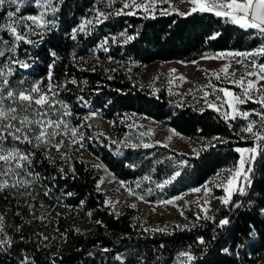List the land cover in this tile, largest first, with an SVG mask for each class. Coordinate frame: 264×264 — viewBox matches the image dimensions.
Returning a JSON list of instances; mask_svg holds the SVG:
<instances>
[{
	"label": "trees",
	"instance_id": "1",
	"mask_svg": "<svg viewBox=\"0 0 264 264\" xmlns=\"http://www.w3.org/2000/svg\"><path fill=\"white\" fill-rule=\"evenodd\" d=\"M105 2L54 0L56 11L46 17L52 23L41 34L29 36L33 43L21 42L13 57L29 67L10 65L14 69L10 84L23 79L25 87L40 82L45 88L51 73L57 99L72 113L64 119L77 127L78 142L72 144L70 134L62 137L59 151L16 143L33 154L27 166L32 175L21 173L30 181L26 189L30 194L21 195L24 188L0 192L4 238L11 241L0 247V264H173L182 252L198 255L193 264H264V157L259 162L257 156L245 195L234 194L225 205L219 199L225 192L216 190L210 219L189 210L185 226L167 230L144 228L130 207L117 213L99 186L102 166L136 197L143 196V202L156 204L202 187L232 167L239 159L235 148L254 146L244 139L245 123L225 122L211 108L173 100L166 88L155 89L153 83L142 81L141 70L157 62L192 63L209 54L254 51L264 45V34L209 12L116 15L122 8L117 1L103 23L86 26L87 34L77 32L72 39L73 30L83 20L93 19ZM32 3L24 0L18 15L36 14ZM15 7L6 4L0 20ZM122 32L134 38L125 42ZM213 34L219 35L209 39ZM0 37L11 43L6 31ZM105 39L108 43L101 47ZM5 60L0 58V64ZM91 109L99 110L112 139L90 124ZM137 119L155 121L206 145L198 154L188 155L155 144L136 129ZM145 143L153 146L145 148ZM11 145L9 139L6 146ZM81 150L101 166L88 164L79 156ZM177 171L180 175L172 179ZM166 180L171 182L159 188ZM225 219L228 223L221 224Z\"/></svg>",
	"mask_w": 264,
	"mask_h": 264
},
{
	"label": "snow or ice",
	"instance_id": "2",
	"mask_svg": "<svg viewBox=\"0 0 264 264\" xmlns=\"http://www.w3.org/2000/svg\"><path fill=\"white\" fill-rule=\"evenodd\" d=\"M106 2L110 5L112 0H106ZM156 2L157 0H148L147 3L137 4L136 0H122V8L117 9L115 14L131 16L135 15L138 9H142L146 13H151L156 10ZM160 2L168 3V0H160ZM182 2L191 3L193 7L186 13L178 12L179 15L209 12L217 17L230 20L232 24L238 25L241 29H252L264 34V0H182ZM23 3L24 0H0V10L6 4L16 6L15 11L9 10L6 12L5 20H0V32L6 31L11 37V43L9 40L0 37V58L6 57L5 62L0 64V192L6 188L16 189L17 191L24 188L25 192H22L21 195H28L30 193H27L26 189L30 186V181L24 179L21 173L26 176L32 175L28 171L27 166L31 165L33 154L22 151L19 147L15 146L16 143L29 144L37 149L51 146L56 151H59L64 145L62 137L70 134L71 143L75 144L78 142V129L77 127H71L69 122L64 119V117L70 116L72 113L65 102L57 99L58 92L56 91V86L51 83V73H49V83L45 88L40 86V82L25 87V80L23 79L12 84L9 82V77L14 71L10 65H19L21 68L29 67L27 63L13 58L16 55L20 43H33L29 39V36L41 34L52 23L46 18L48 13H54L56 11L54 0H33V3L29 6H34L37 9V13L19 16L18 13H20ZM129 8L133 9V11H124V9ZM162 11L168 13L176 10L169 6V8L162 9ZM107 18L108 14L96 9L93 19L83 20L79 27L73 30L72 39H76L77 32L87 34L88 28L86 26L98 25L103 23V20ZM37 30L40 31L38 32ZM119 35L124 38L125 42L134 38L123 32ZM218 35L213 34L209 39H216ZM110 39L115 42L117 37L113 36ZM107 43L108 39H105L101 47H105ZM105 50L107 49L105 48ZM262 55H264V45L255 51H235L220 53L216 57H209L216 59L239 57L241 59L237 60V63L242 64L246 69L239 78H236L235 72L232 73L231 77L228 75L230 65H226L221 70L225 74L223 77L225 80H229L232 84L240 88L241 91L239 93H234L228 88H216L212 86V93H222V95L216 96L218 103L208 101V93H205L204 96L207 106L222 116L225 122L229 120L235 121L237 116L246 120L247 124L241 128V131L248 133L249 136L244 139H250L254 144L253 147L235 148L234 150L239 154V159L232 167L223 169L217 173V177L220 178V183L215 186L222 188L225 192L226 195L219 198L225 205L231 203V197L234 194L245 195V187L251 185L250 176L257 156L264 157V88L257 86L261 80H264V64H256L254 59L249 60L248 63L244 62L249 57L254 58ZM249 64L252 67L251 71H247ZM248 77H255L256 79H248ZM180 79L183 80L184 78L181 77ZM216 79H221L219 74L216 75ZM71 82L75 83L74 80ZM169 83H171V80ZM249 101L261 106L262 111L255 113V115L259 116V121L249 120V116L253 115V113L239 109V105L246 104ZM226 107L231 111L225 110ZM84 119L87 120L88 117ZM257 123H259L260 127L254 131L253 129ZM229 126L231 127V125ZM57 137H61V139L57 140ZM9 139L12 145L6 146ZM82 139L83 134L79 137L80 141ZM213 139L220 140L221 138L214 137ZM143 146L148 148L153 145L145 143ZM225 172H227V176H224ZM179 175L180 172L177 171L172 179H175ZM170 182V180H166L164 183L159 184L158 187L163 189L165 184ZM100 183H103V181H100ZM120 183L121 187H123L125 182L121 181ZM128 191L130 195H136L131 189H128ZM192 191L195 193L203 191L205 196H207L211 192V189L207 185H204L203 188H195ZM138 198L140 200L144 199L143 196H138ZM181 199H183L182 196H176L174 199L164 200L160 203L161 205L176 206L175 201ZM204 203L207 205L210 204V201L205 199ZM207 210V208H201V211L204 213ZM197 218L199 219L201 217L198 216ZM203 218L210 219L206 214ZM227 223L228 221L226 219L221 221V224ZM3 228L4 217L0 216V235L6 236L3 233ZM199 243L203 244V239H200ZM0 244H8L10 246L11 241L7 239L0 240ZM180 257L184 259L180 260L179 264H190L195 259L194 256L187 252L179 253L178 260ZM117 259L119 260L120 257L118 256Z\"/></svg>",
	"mask_w": 264,
	"mask_h": 264
},
{
	"label": "rangeland",
	"instance_id": "3",
	"mask_svg": "<svg viewBox=\"0 0 264 264\" xmlns=\"http://www.w3.org/2000/svg\"><path fill=\"white\" fill-rule=\"evenodd\" d=\"M121 2L122 0H112V3H106V6L103 10L104 13L113 11L112 8L115 2ZM148 0H136L137 4L147 3ZM171 6L175 9V12H188L193 5L188 2H182V0H168V3H161L160 0H157L155 8L156 10L151 13H147L150 16H157L168 14L162 11V9H167ZM124 11H133V9H124ZM137 11H143L138 9ZM146 13V12H145ZM95 17V16H94ZM262 46V45H261ZM259 48V47H258ZM255 51V50H254ZM228 53V52H221ZM218 54H209L203 57L200 60H197L192 63L184 62H157L152 65H148L142 68L140 79L144 82H151L154 84V88L158 89L164 87L169 92L173 100L186 101L193 104L197 109L203 107H208L205 103V93H208V101H216L217 95H222V93H212V86L216 88H228L234 93H239L241 90L236 85L232 84L229 80H225L224 73L221 71L226 65H230L228 68V75L231 77L232 73L235 72L236 78H239L242 73L246 71L242 64L237 63V60L241 59L239 57H230L225 59H216L209 57H216ZM255 60L256 64H264V55L257 57H249L244 60L245 63H248L249 60ZM252 67L249 64L247 71H251ZM219 74L221 79L217 80L216 75ZM184 79L181 80L180 78ZM248 79L255 80V77H248ZM171 80V83L169 81ZM260 88H264V80H261L257 85ZM218 103V102H217ZM241 111H247L253 113L249 116V120L259 121V116L255 113L262 111L259 104L249 101L246 104L238 106ZM209 108V107H208ZM98 109H91L89 113V121L92 125H97L103 129L105 135L112 139V135L109 132V128L100 118V113L96 112ZM227 111L230 109L225 108ZM236 120H241L247 124V121L241 119L237 116ZM136 129L142 134L146 135L153 143L165 145L173 150L178 152L185 153L188 155H196L202 147L206 145V142L196 139V138H187L177 132L165 127L155 121L142 119H137L135 121ZM260 127L259 123L256 124L254 131L258 130ZM244 133V132H243ZM246 137L249 136L248 133H244ZM250 140V139H249ZM79 156L85 160L90 165L101 166L98 160L91 157L85 150H81ZM100 190L109 194L108 202L117 213H121L124 208L130 207L135 210V219L138 220L144 228L153 229V230H167L173 226H185L186 225V211H198L203 215H209V205L205 204L204 201L207 199L211 202L214 198V193L216 190H223L222 188L216 187L215 185L220 183V178L213 177L205 185L211 192L205 196L204 192L195 193L192 190L185 192L179 196H182L183 199L176 200L175 205H161V203L149 204L143 202L135 195H130L128 191V186L124 183V186L121 187V181L114 178V176L109 173L104 167L101 166L100 172ZM224 176H227V172L224 173ZM198 188H203L198 187ZM226 195V194H225ZM175 198V197H174ZM172 198V199H174ZM135 205V207H133ZM207 208V212L204 213L201 211V208ZM183 213V214H181ZM4 235H0V240H4ZM4 244H0V247ZM183 257H180L174 261L173 264H179L180 260H183Z\"/></svg>",
	"mask_w": 264,
	"mask_h": 264
},
{
	"label": "built area",
	"instance_id": "4",
	"mask_svg": "<svg viewBox=\"0 0 264 264\" xmlns=\"http://www.w3.org/2000/svg\"><path fill=\"white\" fill-rule=\"evenodd\" d=\"M259 160H261V156H259ZM187 250V249H186ZM187 251H189V250H187ZM192 256H194L195 258H198V255L197 256H195V255H193V254H191ZM193 262H194V260L193 261H191V264H193Z\"/></svg>",
	"mask_w": 264,
	"mask_h": 264
},
{
	"label": "water",
	"instance_id": "5",
	"mask_svg": "<svg viewBox=\"0 0 264 264\" xmlns=\"http://www.w3.org/2000/svg\"><path fill=\"white\" fill-rule=\"evenodd\" d=\"M96 112H98V113H99V110H96Z\"/></svg>",
	"mask_w": 264,
	"mask_h": 264
},
{
	"label": "bare ground",
	"instance_id": "6",
	"mask_svg": "<svg viewBox=\"0 0 264 264\" xmlns=\"http://www.w3.org/2000/svg\"><path fill=\"white\" fill-rule=\"evenodd\" d=\"M261 159H262V156H261ZM259 162H260V160H259Z\"/></svg>",
	"mask_w": 264,
	"mask_h": 264
}]
</instances>
